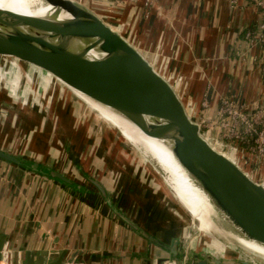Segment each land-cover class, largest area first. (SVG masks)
Returning <instances> with one entry per match:
<instances>
[{
  "label": "crops",
  "instance_id": "crops-1",
  "mask_svg": "<svg viewBox=\"0 0 264 264\" xmlns=\"http://www.w3.org/2000/svg\"><path fill=\"white\" fill-rule=\"evenodd\" d=\"M74 1L158 64L167 80L182 81L176 93L192 104L186 110L201 127L217 118L225 97L250 111L264 106L263 48L245 38L261 20L250 0ZM3 69L22 77L0 82V150L19 159L0 157V264H23L29 251H46L49 260L66 251L65 263L74 264L170 259L151 237L166 245L176 239L184 252L189 215L176 199L174 206L158 175L159 187L142 178L133 161L141 154L120 131L88 103L101 119L87 115L76 93L54 88L49 74L14 63ZM78 115L88 117L76 125ZM209 134L217 138L219 128ZM231 145L223 148L229 157H245L242 170L264 183V158Z\"/></svg>",
  "mask_w": 264,
  "mask_h": 264
},
{
  "label": "water",
  "instance_id": "water-1",
  "mask_svg": "<svg viewBox=\"0 0 264 264\" xmlns=\"http://www.w3.org/2000/svg\"><path fill=\"white\" fill-rule=\"evenodd\" d=\"M43 1L49 5L43 17L0 7V57L37 67L119 112L145 134L173 141L174 155L216 207V234L223 235L225 223L232 235L264 245V183L252 179L204 138L172 84L114 28L74 0ZM92 50L96 57L89 55ZM0 157L19 163L1 150ZM148 161L164 178L162 168ZM50 175L67 180L58 172ZM151 240L172 255L159 264H230L204 252L187 259L176 239L168 245ZM238 246L251 258L242 264H264V259ZM65 255L66 251L49 260L46 251L37 255L29 251L23 264L75 263H65Z\"/></svg>",
  "mask_w": 264,
  "mask_h": 264
},
{
  "label": "bare ground",
  "instance_id": "bare-ground-1",
  "mask_svg": "<svg viewBox=\"0 0 264 264\" xmlns=\"http://www.w3.org/2000/svg\"><path fill=\"white\" fill-rule=\"evenodd\" d=\"M0 7L16 11L18 13L42 17L48 15L47 11L49 9V5L43 0H0ZM62 17L64 18L66 15H62ZM89 55L91 57H96L98 53L92 50ZM68 87L72 89L86 103L93 107L97 112L103 115L107 121H109L117 130H119L122 136L127 139V141H129V143L132 144L137 151H139V153H142L149 160H153L158 166L162 168L165 173V177L161 181H163L165 186H169L172 194L175 197L180 199L181 194H183L184 191L196 194V211H198L199 214L206 219L210 218L213 224H216V221L214 220V217L217 215L216 207L212 203L210 197L195 182V180L189 175V173L174 155L173 141L156 138L145 134L137 125H135L132 121L119 112H116L114 109L101 104L100 102L90 98L89 96L72 88L69 85ZM180 181L181 183H179ZM181 201L185 203L183 199H181ZM187 208L189 207L187 206ZM193 227H195L198 232H203L205 234L207 232L206 229L204 231V228H201L197 224H195ZM213 231H219V227L216 225ZM220 232L223 233L224 236L235 238L231 233L224 231L222 228L220 229ZM236 238L239 239L236 242L238 245L258 258L264 259V245L238 234Z\"/></svg>",
  "mask_w": 264,
  "mask_h": 264
},
{
  "label": "rangeland",
  "instance_id": "rangeland-1",
  "mask_svg": "<svg viewBox=\"0 0 264 264\" xmlns=\"http://www.w3.org/2000/svg\"><path fill=\"white\" fill-rule=\"evenodd\" d=\"M112 28H114V27H112ZM143 55L147 59L146 55L145 54H143ZM9 61L15 62V64L17 66L25 67L26 68L25 70H27V67H29L31 69H34V70L43 72L44 74H47L45 71H43L37 67H34L32 65H28L22 61L14 60V59L9 58V57H0V65L1 66L4 65V66L8 67L10 65ZM151 64L160 74H163L162 73L163 71H160V67H158V64H155V63L154 64L151 63ZM166 68L168 69L167 65L164 66V69H166ZM7 71H8V68H7ZM20 77H22V76H20L17 73L4 74V69L0 71V82H2V81L3 82H6V81L9 82L10 81V83L11 82L14 83L17 79L20 80L21 79ZM51 77L53 78V81H54L53 82L54 88L62 89L63 90V91L61 90L62 93L65 92L64 88H68L70 91L73 92V90H71L67 85L62 83L60 80H58L54 76H51ZM168 81L170 82V84L173 85L174 90H176V92H179L178 91L179 90L178 85L181 86L182 81H179L177 79H169ZM8 82H6V83H8ZM23 84L24 83L18 84L19 88L22 87ZM75 95H76V98L83 103L84 111L87 113V115H89V114H91L93 116L95 115L99 119H101V117H99L98 113L95 110L91 109L90 106L81 97H79L77 94H75ZM179 98L183 102L184 106H186V108H192V104L187 106V103H184V102H186L185 96L180 95ZM22 99H23V96H22L21 100ZM41 103H42V101L38 102V105H41ZM81 116L82 115L77 116L76 125L84 123L86 118L88 117L86 115H83L82 117ZM126 143H128V142L126 141ZM128 145H129L128 147H130L133 151L136 149L132 144L128 143ZM213 146L218 151L223 152L227 156H229L226 153V149H222V148L218 147L217 145H213ZM140 154L145 159H143L140 155L138 156L137 154L134 153L133 154V161L135 162V164L137 165L138 168L142 169L140 171L142 178L144 180H147V182L150 181L151 183H153L154 187H159L158 186L159 182L155 176L158 175L161 178V180L163 179V177L160 174H158V172L156 171L154 166L147 160V158L142 153H140ZM237 162L240 164L239 161H237ZM146 164L149 166L147 167ZM239 166L241 167V165H239ZM114 178H117V176H115ZM179 183H181V181ZM162 184H163V188L166 187L169 190L168 198L171 199V201L174 203V206L179 208L178 204H177L179 202V204L186 211L187 215H189L188 219H187V225H186V228L184 229V233H183V237H182V242H183L182 251H184L186 253L187 259L193 258L194 254H197V253L199 254L201 252H204L205 254H209L213 257L222 258L230 264H242L241 263L242 260H247V261L251 260V258L241 248H239V246L236 244V242L239 240L238 238H236L237 235H233V237H235V238H231L228 236H224L220 233L216 234L215 231H213L216 227V224H213V222L210 218L206 219L205 217L200 215L198 211H196V206H195L196 202H197V195L196 194H194L192 192L184 191V193L181 194V198L179 199L172 194L171 189L169 188V186L167 184H166L167 186H165L163 181H162ZM173 199H176V201H178V202L176 203L175 200H173ZM181 199H183L185 201V203H183L181 201ZM187 206L190 209L187 208ZM186 218H187V216H186ZM195 224L199 225L201 228L203 227L204 231L206 229L207 230L206 234L203 232H198L196 230V228L193 227V226H195ZM223 228L226 231H229V229H230L225 225V223L223 224Z\"/></svg>",
  "mask_w": 264,
  "mask_h": 264
},
{
  "label": "built area",
  "instance_id": "built-area-1",
  "mask_svg": "<svg viewBox=\"0 0 264 264\" xmlns=\"http://www.w3.org/2000/svg\"><path fill=\"white\" fill-rule=\"evenodd\" d=\"M250 1L259 8L261 20L255 29L246 32L245 38L261 45L263 56L259 61L264 63V0ZM9 62L15 64L13 61ZM199 126L201 131L204 128L202 134L212 145L223 149L234 143L235 146L231 145L232 149H245L259 159L264 158V106L256 105L253 111H250L245 103L234 96L225 97L218 109L217 118L214 121H203L202 127L200 124ZM213 127L219 128L217 138H210L209 132ZM234 161L241 167L248 162L243 156L239 159L240 164Z\"/></svg>",
  "mask_w": 264,
  "mask_h": 264
}]
</instances>
